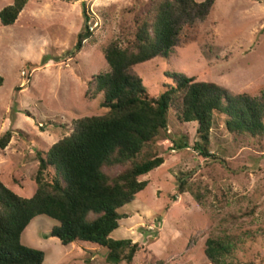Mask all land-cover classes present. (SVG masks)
Masks as SVG:
<instances>
[{
  "label": "rangeland",
  "instance_id": "rangeland-1",
  "mask_svg": "<svg viewBox=\"0 0 264 264\" xmlns=\"http://www.w3.org/2000/svg\"><path fill=\"white\" fill-rule=\"evenodd\" d=\"M162 1L26 0L13 26L0 23V138L12 133L0 149V181L7 188L31 198L38 152L68 136L76 120L104 114L102 94L94 95L90 84L110 70L104 50L114 41L122 47L133 42L144 22L153 24ZM204 3L203 10L194 7ZM12 4L0 0V11ZM191 7L176 16L179 33L168 57L157 56L132 72L154 97L178 73L214 84L230 98L260 96L264 0H192ZM84 10L92 37L74 54L85 29ZM216 123L209 152L224 163L199 155L193 148L198 124H180L170 109L168 129L154 148L165 162L140 178L148 186L120 210L127 218L110 236L140 246L131 264H212L205 255L210 238L230 246L227 263L264 264V147L233 137L222 119ZM178 143L187 147L178 149ZM178 178L187 180L200 202L188 192L178 194ZM57 225L45 216L34 218L22 244L43 251V264H108L106 249L63 246L49 237Z\"/></svg>",
  "mask_w": 264,
  "mask_h": 264
},
{
  "label": "trees",
  "instance_id": "trees-1",
  "mask_svg": "<svg viewBox=\"0 0 264 264\" xmlns=\"http://www.w3.org/2000/svg\"><path fill=\"white\" fill-rule=\"evenodd\" d=\"M190 2L163 0L153 24L144 22L133 42L122 47L114 41L106 47L104 58L110 70L98 74L90 83L94 95L102 94L100 106L105 112L76 120L68 136L47 152H38L36 192L31 198L17 195L0 181V264L44 263L43 251L21 241L23 232L38 216L58 223L49 237L57 238L63 246L95 245L107 250L106 263L131 264L140 246L110 236L127 218L120 210L148 186L140 178L165 162L154 148L161 133L168 129L171 108H175L180 124H198V140L193 148L205 158L215 157L224 163L209 152L212 130L220 119L233 137L264 147V88L258 97L242 94L230 98L214 84L199 83L178 73L172 76V84L154 97L132 72L135 66L157 56L168 57L179 33L176 16L186 13ZM25 5L26 0H13L12 5L2 9L1 25L13 26ZM206 6L194 5L202 10ZM84 16L85 29L77 36L74 54H79L92 37L85 10ZM27 67L33 68L31 64ZM3 83L0 76V89ZM11 138L10 131L0 138L1 150ZM177 147L185 148L187 143H178ZM177 191L179 195L188 192L200 202V195L187 180L178 178ZM177 198L172 196L174 202ZM230 253V246L223 241H206L205 255L212 264H232L225 261Z\"/></svg>",
  "mask_w": 264,
  "mask_h": 264
}]
</instances>
